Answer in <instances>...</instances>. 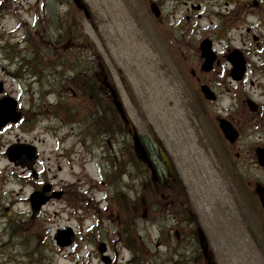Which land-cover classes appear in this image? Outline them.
I'll return each instance as SVG.
<instances>
[{"label":"rangeland","instance_id":"1","mask_svg":"<svg viewBox=\"0 0 264 264\" xmlns=\"http://www.w3.org/2000/svg\"><path fill=\"white\" fill-rule=\"evenodd\" d=\"M85 1L92 16L87 19L83 13L80 14L78 38L71 50L87 62L93 61V56L97 57L103 71L116 86L138 132L149 143L155 136L164 143L179 177L175 184L178 195L190 204L196 222L208 236L217 263L264 264V215L258 206L257 216L245 208L233 177L228 175L221 152L224 142L219 138L215 121L222 106L229 108L233 104L232 94H228L225 88L231 87L230 78H200L202 83H209L216 92L224 95L220 103L214 104L206 103L201 97L208 111L209 120L205 119L193 106L200 93L196 79L188 75L187 67H183L182 76L169 75L162 68L154 39V24L148 16L149 0ZM202 1L207 17L203 23L206 24L214 11L224 8L225 0ZM262 3L264 5V0ZM72 5L70 0L0 2V81L4 83L5 93L15 97L21 108L30 112L21 125L0 131V264L7 260H11L8 264H104L99 250L102 242L107 244L105 254L113 258L110 264L126 262L132 253L126 248L125 241L119 238L113 223L116 218L114 194L121 190L135 197V192L146 185V198H154L148 178L142 180L137 176L143 171L136 174L131 163H124L115 170L107 161L109 158L117 160L114 150L119 152L127 142L120 132L123 127L115 110L99 91L93 77L83 74L84 77L77 81H66L65 86L77 87L74 90L77 96L73 97L70 89L59 90L62 84L51 86L47 78L32 73L37 58L38 70L43 75H50L51 81H59V74L45 68L49 57L57 60L56 50L50 54H33L32 46L22 42L21 38L26 33L41 34L39 44L55 48L50 44L60 40L61 32L48 25L44 14L47 17L50 11L73 14L76 9ZM247 22L257 24L256 18L252 17ZM70 29V26H65L66 33ZM67 38L68 35L57 46H64ZM188 42L190 45L185 51L190 57L194 53L193 42ZM173 52L175 57H179L178 49L173 48ZM17 68L21 69L19 73ZM68 68L65 65L62 69L66 72ZM88 82H92L91 91L78 88L89 86ZM64 111H68L66 114L71 120L66 118ZM100 111L104 122L110 124V131H118V136L110 138L112 142L97 131L91 139L83 138L82 132L76 131L77 127L64 121H77L86 112L100 122L94 118ZM75 131L89 148L93 146V155L84 152L81 145L73 146L76 143ZM94 136L97 137L95 141ZM260 141H264V132L254 136V142ZM15 142H28L38 147L40 161L37 168L43 170L46 179L58 184L56 189L62 187V180L75 184L78 177L81 179L75 184L76 189L68 190L74 194L69 196L75 202L72 205L76 206L74 215L70 213V205L59 199L33 214L25 199L32 190V177L28 178L29 174L6 155L7 148ZM124 155L133 160L128 149ZM230 159L232 162V155ZM72 172L76 176H70ZM132 184L136 186L133 192L129 188ZM127 217L133 220L134 214ZM148 219L137 221L133 231L139 232L150 264H172L180 259L189 262L197 255L194 240L193 243L189 239L186 244L178 245L179 242L171 239L169 229L176 223L173 217L149 212ZM92 224L93 234L88 232ZM64 225L79 226L81 236L76 245L62 249L57 245L54 234ZM165 240L167 242L163 245ZM137 251L140 253L141 249ZM195 264H201V261Z\"/></svg>","mask_w":264,"mask_h":264},{"label":"flooded vegetation","instance_id":"2","mask_svg":"<svg viewBox=\"0 0 264 264\" xmlns=\"http://www.w3.org/2000/svg\"><path fill=\"white\" fill-rule=\"evenodd\" d=\"M156 2L159 6V11L153 17L154 39L158 45V55L162 68L168 71L169 75L182 76L183 67H187L188 75L194 77L199 85L202 76L231 77L233 74L231 55L236 52L237 55L241 54L243 57L246 69L244 79L236 82L233 87H225L228 92L231 89L233 91L231 96L233 106L231 108L223 107L221 111L235 125L238 131V138L234 148L223 151V157L227 164L228 175L233 177L245 208L251 215L257 216L258 204H260L261 210L262 207L256 193V185L260 183L264 187V166L258 162L257 157V148L259 146L264 148V141L254 142V136L264 132V5L260 0H225L224 8L214 11L210 21L204 24L203 22L207 17L205 15V4L202 3V0H156ZM79 17L80 11L77 10L73 14L50 11L48 17L45 15L44 18L46 22L54 21L58 25L61 32V36H59L61 42H64L68 35L66 42L73 44L80 28ZM251 17L256 18L257 24L247 22ZM71 20L73 28L66 33L65 26L71 23ZM205 40L211 42L213 49L217 53L212 69L208 72L203 70L204 59L200 51V44ZM188 41L193 42L192 51L194 53L190 57L185 51L186 46L190 45ZM173 48L180 51L179 57H175ZM95 76L96 78L98 77L97 74ZM63 88L70 89L73 92L70 96H77L74 92L77 87L64 86ZM78 88L91 91L93 86L83 85ZM112 88L113 84L109 76L103 75L98 89L114 105L112 98L115 101L117 94L111 93ZM219 96L221 98L223 94L221 95L220 93ZM79 118V120L69 124L77 127L76 131L82 132L83 138L91 139L93 137V117L88 116L85 112ZM76 131L73 132L76 138V143L73 146L81 145L84 152H89L90 155H93V146L89 148L88 144L81 140L80 134ZM130 131V126H123L122 135L126 137V140H128ZM125 137L122 136V138ZM154 140L156 139L154 138ZM222 140L229 145L223 135ZM143 141L152 156L155 145L153 142L149 143L146 139ZM91 147L92 150L90 151ZM230 155H232V162H230ZM157 165L160 171L162 166L159 167L158 163ZM160 175L161 181L155 187L158 192H160L161 187L164 190H173L175 181L167 177L163 167ZM70 176H76V174L74 173ZM39 177L40 185H42L45 180H40V173ZM62 181V187L59 186V191L61 192L59 200L67 202L70 205L69 207H71L69 209L70 213L74 215L76 206L72 205L75 202L69 199V196L74 194L68 190L70 188L76 189V185L81 179L78 177L77 181H75L76 185ZM165 196L163 195L164 202L160 200L153 204L154 211L162 213L177 211L183 214L185 211L184 207L178 206L171 197H168L169 202H167ZM74 197L76 198V196ZM119 199H122L121 196H119ZM139 200H143L142 193L139 196ZM123 216L126 218L128 215L125 213ZM174 217L177 216L174 215ZM174 220L175 222L181 221V226L185 225L187 232L191 234L190 237L193 236V213L191 211L187 217L183 219L174 218ZM124 223L125 220L122 219L117 226L122 227ZM180 231H184L183 227H181ZM174 232L176 240L181 242L182 236L177 233L179 230L175 228Z\"/></svg>","mask_w":264,"mask_h":264},{"label":"water","instance_id":"3","mask_svg":"<svg viewBox=\"0 0 264 264\" xmlns=\"http://www.w3.org/2000/svg\"><path fill=\"white\" fill-rule=\"evenodd\" d=\"M74 1L78 7L82 8L85 11L87 17L89 18L90 13L87 7L82 3V0H74ZM151 9L154 13L157 12V8L154 2L151 4ZM203 49H204L205 54L209 53L208 49L205 48V45H203ZM233 77L235 79H238V77L240 76L235 75ZM201 90L207 99L213 100L216 98L213 91L207 85H203ZM2 91H3V83L0 82V92ZM17 106H18L17 101L12 97H5L0 101V129L9 122H18L20 120L22 113L18 110ZM125 119L128 122L127 117H125ZM217 120L223 132L225 133V136L229 139V141L233 143L237 137V132L232 126V124L222 117H218ZM133 140H134V145H135L134 147L138 155V158L142 160H146L147 152H146L144 145L141 142L139 135L135 134L133 136ZM8 156L10 160L14 161L16 164H22V165L28 164L29 166L33 165L36 159L38 158L36 148L29 144L13 145L12 147H10L8 151ZM159 156H160L161 161L168 168L170 175H172L173 173H172V168H171V161L168 155L165 153V151L161 147L159 148ZM261 160L264 161L263 154H261ZM147 165H148V168L151 170L152 174L156 177L157 176L156 169L154 168L153 163L151 161H148ZM45 191H47V189H45ZM261 199L264 204L263 195ZM47 200H48V197L44 196L43 192L34 193L31 198V203H32L34 210L38 211L41 208V206L47 202ZM67 230L69 229H60L55 235L57 242L61 246L71 244L73 241V235L67 232ZM198 234L201 239V245L203 247L204 254L207 260L209 261V264H215L212 261V256L209 254L208 241L202 229H199ZM101 250L102 251L105 250L104 245L102 246Z\"/></svg>","mask_w":264,"mask_h":264},{"label":"trees","instance_id":"4","mask_svg":"<svg viewBox=\"0 0 264 264\" xmlns=\"http://www.w3.org/2000/svg\"><path fill=\"white\" fill-rule=\"evenodd\" d=\"M31 41H32V44H33V47H34V53H38L39 54L41 52V54H44V52H45V53L50 54V53L53 52V49H51L49 47L41 46L39 44V42H38V40H37L36 37H32V40ZM46 51H48V52H46ZM36 60H37V58H35V63L33 61V63H34V65H33V67H34L33 68V72H34V74H38L40 77H42L43 76V72L41 70H38V68H37L38 67L37 66L38 64H37V61ZM58 62H59L58 59L57 60H52V59L49 60V63H50V71L60 68V66L57 64ZM79 78H82V76L80 77L78 73H74L72 76H70L68 78H64V79H68L69 82H71V81H77ZM88 83L91 84L92 82H88ZM105 115H106V113H105ZM100 117L103 118L101 111H100ZM110 130H111L110 124H108V123H106L104 121L96 122V119L93 120V133L95 131L100 132V133L109 132ZM101 131H103V132H101ZM96 139L97 138H93V141H95Z\"/></svg>","mask_w":264,"mask_h":264},{"label":"snow or ice","instance_id":"5","mask_svg":"<svg viewBox=\"0 0 264 264\" xmlns=\"http://www.w3.org/2000/svg\"><path fill=\"white\" fill-rule=\"evenodd\" d=\"M0 2H2V0H0Z\"/></svg>","mask_w":264,"mask_h":264}]
</instances>
